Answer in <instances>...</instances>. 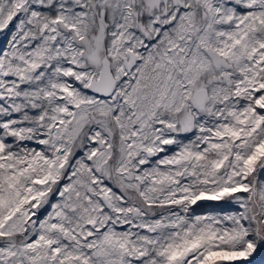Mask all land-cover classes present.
I'll return each instance as SVG.
<instances>
[{
	"label": "snow or ice",
	"instance_id": "6c2138e0",
	"mask_svg": "<svg viewBox=\"0 0 264 264\" xmlns=\"http://www.w3.org/2000/svg\"><path fill=\"white\" fill-rule=\"evenodd\" d=\"M0 264H264V0H0Z\"/></svg>",
	"mask_w": 264,
	"mask_h": 264
}]
</instances>
